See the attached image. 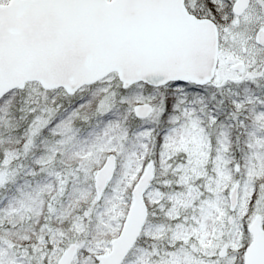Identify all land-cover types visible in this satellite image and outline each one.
Here are the masks:
<instances>
[{
    "label": "snow or ice",
    "instance_id": "obj_1",
    "mask_svg": "<svg viewBox=\"0 0 264 264\" xmlns=\"http://www.w3.org/2000/svg\"><path fill=\"white\" fill-rule=\"evenodd\" d=\"M0 264H264V0H0Z\"/></svg>",
    "mask_w": 264,
    "mask_h": 264
}]
</instances>
